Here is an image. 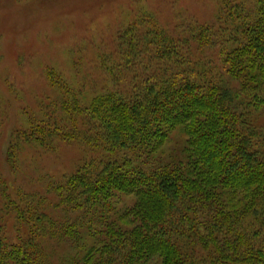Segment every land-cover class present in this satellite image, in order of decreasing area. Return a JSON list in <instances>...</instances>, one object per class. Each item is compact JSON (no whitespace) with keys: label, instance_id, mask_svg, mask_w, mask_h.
<instances>
[{"label":"trees","instance_id":"trees-1","mask_svg":"<svg viewBox=\"0 0 264 264\" xmlns=\"http://www.w3.org/2000/svg\"><path fill=\"white\" fill-rule=\"evenodd\" d=\"M256 5L236 12L237 35L220 42L210 28L191 39L129 29L122 59L103 64L126 90L84 108L70 99L61 122L15 131L13 172L25 148L56 141L98 157L46 196L16 200L1 185V212L19 228L15 241L0 235V264H264V0ZM217 44L222 69L190 59Z\"/></svg>","mask_w":264,"mask_h":264},{"label":"rangeland","instance_id":"rangeland-1","mask_svg":"<svg viewBox=\"0 0 264 264\" xmlns=\"http://www.w3.org/2000/svg\"><path fill=\"white\" fill-rule=\"evenodd\" d=\"M256 2L0 0V235L15 241L19 228L13 215L1 212V185L16 200L18 192L46 196L52 181H60L98 157L79 143L56 141L50 152L25 148L16 172L6 161L16 130L28 128L32 121L61 122L63 104L70 99L84 108L96 95L127 89L125 83L116 84L103 65L122 59L118 50L122 33L131 29L145 35L158 28L176 39H191L195 30L210 28L215 39H234L236 27L242 24L236 12L240 8L254 11ZM230 8L235 16H229ZM218 46L190 59L195 63V59H207L222 69ZM128 72L123 74L131 82L133 72Z\"/></svg>","mask_w":264,"mask_h":264}]
</instances>
